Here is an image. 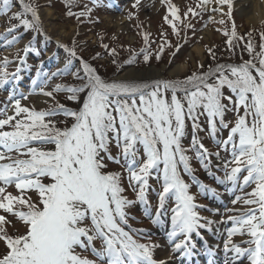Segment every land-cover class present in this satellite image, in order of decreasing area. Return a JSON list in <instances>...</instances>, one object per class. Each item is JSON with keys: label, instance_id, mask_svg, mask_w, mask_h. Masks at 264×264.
<instances>
[{"label": "snow or ice", "instance_id": "1", "mask_svg": "<svg viewBox=\"0 0 264 264\" xmlns=\"http://www.w3.org/2000/svg\"><path fill=\"white\" fill-rule=\"evenodd\" d=\"M161 2L167 4L172 17L170 20L166 15L164 20L178 34L174 21L182 19L179 7L171 0ZM9 3L10 0H3L5 13L10 10ZM19 3L23 12L12 13L10 19L18 23L8 28L5 39L20 27L45 34L37 8L25 0ZM67 3V14L74 15L70 10L72 0ZM140 3L141 0H135L133 7ZM232 4L233 0H198L196 8L188 7L183 18L198 17L209 10L222 12V7L216 5H227V15L231 18ZM90 12L91 9H86L80 15ZM28 14L31 19L27 18ZM223 35L229 51L240 47L250 59L241 58L239 64L210 65L207 71L192 72L183 79L106 80L95 67L78 57L75 47L61 45L70 58L80 60V67L73 72L69 59L51 77L71 74L79 84L56 85L53 91L69 93L67 99L77 104V110L58 102L46 110H37L21 103L28 96L17 99L10 95L12 114H7V105L0 108V149H3L0 151V242L4 246L0 264H169L168 260L154 259V249L160 245L140 242L136 238L140 230H132L129 225L128 210L134 203L148 208L146 193L154 172L162 173L163 181L156 217L162 215L167 198L175 196L176 200L168 233L172 255H194L197 242L193 234L203 240L201 230L210 231L214 222L200 216L197 209L201 206L195 203L189 185L179 172V165L189 175L193 171L186 154L189 149L182 146L188 121H191L192 148L197 158L203 162L211 155L220 157L219 151L209 153L198 138L197 134L204 130L199 122L201 116L206 117L217 148L231 149L232 158L224 162V178L219 182L227 181L241 189L251 187L246 193L250 198H243L242 202L256 206L228 217L226 222H231L232 227L227 229L223 243V264H234L243 257L249 264H264V31L259 33L258 46L253 44L250 32L247 39L238 34L234 20L231 30ZM19 39L12 35L6 46ZM144 40L148 42V34ZM241 42H244L242 46ZM103 47L108 49V45ZM30 50V46L25 47V52ZM208 51L215 60L212 49ZM109 54L115 55V49L109 50ZM143 58L147 63L150 56L144 54ZM159 58L158 53L156 59ZM8 63L5 58L0 89L9 80ZM199 68L203 69L204 65L200 64ZM51 77L38 71L32 83L34 90L54 99L53 91H45ZM11 78L15 79L16 75ZM228 111L236 113L234 122L225 119ZM58 115L72 118V123L61 121L65 126L59 127L53 119ZM222 129H227L228 135L220 140L216 137ZM112 144L120 149L119 156L112 155ZM12 153H16L15 158ZM109 161L120 165L123 172L109 170ZM124 172L128 174V187L136 193L135 201L124 195ZM160 178L158 175L157 179ZM12 185L16 194L8 191ZM200 187L202 191H215L202 184ZM241 199L237 196L232 203ZM156 222L154 219L153 223ZM17 224L23 227L22 233ZM9 228L16 232L10 233ZM236 236L249 239L236 243L233 239ZM207 251L215 255L212 248ZM83 252H90L95 259L82 255Z\"/></svg>", "mask_w": 264, "mask_h": 264}, {"label": "rangeland", "instance_id": "2", "mask_svg": "<svg viewBox=\"0 0 264 264\" xmlns=\"http://www.w3.org/2000/svg\"><path fill=\"white\" fill-rule=\"evenodd\" d=\"M238 0H233L232 15L231 18L227 15L228 6L223 5L216 7H222V12H208L203 13L201 16L192 17L189 15L186 19L183 18V13L187 11L188 7L196 8L198 0H171V2L177 5L180 9L181 20L174 21L176 24L178 34L173 32L172 27L164 20L167 12V4L162 3L161 0H141L140 5L133 7L135 0H72V6L70 8L74 15H68L69 6L67 0H25V2H31L41 18V24L45 34H37L31 30H25L20 27L11 35L5 34L8 28L13 24H17V20L10 19L12 13L23 12L19 0H12L10 10L5 13L3 5L0 6V72L3 71V61L5 58L9 61L7 65V73L9 74L8 83L4 88L0 89V108L8 107V115L12 114L13 104L9 99L10 95L19 99L22 95L28 96L27 100H21V103L28 106H34L37 110H46L55 106L58 102L65 105L71 110H77V104L67 99L69 93L67 92H55L53 91L56 85L68 86L78 85L79 81L75 80L71 74L58 75L51 77V74L63 69L68 64L69 59L72 62V71H76L80 67V60L77 58H70L68 51L61 45H66L67 48H76L78 57L84 61L90 63L95 67L98 73L106 80H117L114 78L116 74H119L126 68H139L157 66L164 67L166 70L161 77L156 79H183L185 76L190 75L192 72L207 71L211 65L215 67L217 63H235L239 64L243 60L250 59L249 54L246 51H241L238 47L234 52L228 50L225 43L226 37L223 35L224 31H230L232 28V22L234 20L236 30L239 35L245 36L247 33H251L252 42L254 45H259L260 36L259 33L264 31V19L259 21H248L247 17L243 15L239 8H237ZM259 0H250L248 4L254 6V3H258ZM251 7V8H252ZM51 10V15L46 16L45 10ZM250 8V7H249ZM91 9L89 14L81 16L80 13ZM199 11V9H197ZM253 14V13H252ZM256 14V13H255ZM27 18L31 19V15L28 14ZM169 19L172 17L169 15ZM224 20L223 24L219 21ZM191 25L189 27L188 25ZM56 27L53 31H64V36L56 41L51 28ZM119 27L121 30H119ZM123 28V29H122ZM51 31V32H50ZM148 34V42L145 43L144 36ZM12 35L18 36L20 39L12 46H6L7 40H11ZM61 40V41H60ZM37 44L41 47L40 52L35 54L31 50L25 52V47L33 44ZM244 42H241V46ZM103 45H108V49H105ZM201 46V55H194L192 48L194 46ZM32 46V47H31ZM163 47V51L160 49ZM115 49V55H110L109 50ZM208 49H212L215 53L216 59L213 60L212 55L209 54ZM142 50H146L142 52ZM257 47V51H258ZM159 53L160 58L156 59ZM97 54H99L97 56ZM144 54L150 56L149 61H144ZM95 57V58H94ZM242 58V59H241ZM32 59V65H27V60ZM115 60V63L113 61ZM131 61V62H130ZM177 64L183 67V70L177 75H172L167 70L174 68ZM203 64L204 68L200 69L199 65ZM41 69L42 73H47L48 80L45 91H53V98L45 97L39 93L38 89L34 90L33 77L37 69ZM19 69V72H17ZM15 74L16 78L12 79V75ZM156 79H149L136 82H151ZM125 80V79H124ZM129 80V79H128ZM226 94H227V90ZM227 103V101H225ZM243 114V110H241ZM236 113L228 111L225 119L227 121L234 122L236 119ZM59 127H64L65 123L70 125L72 118L58 115L54 117ZM64 121L65 123H60ZM200 125L204 129L199 132L198 138L208 149L209 153H215L219 151L220 157L217 159L215 155L209 156L210 165L215 164L220 172L225 173L223 167L225 161L231 160V149L225 151L222 147L217 148V145L210 135V130L207 124V119L204 116L200 117ZM11 130V129H6ZM228 135L227 129H222L217 133V139L223 140ZM182 146L185 149H189L186 153L189 157V164L191 169L193 168L196 174L207 177L209 176V170L206 167H202L203 162L197 158L196 150L192 148V129L191 121L187 122L186 133L182 139ZM45 147L51 148V145ZM3 151V149H0ZM110 151L113 156L120 155V149L115 147V144L110 146ZM117 155V156H119ZM15 158L16 153H12ZM141 156H143V150L141 148ZM23 158V157H21ZM109 163V170L122 171L120 165ZM162 168V165H161ZM179 168V172H180ZM230 170V169H229ZM246 175V173H244ZM200 176V177H202ZM128 174L124 172V187L126 192L124 195L130 200H136V193L128 187ZM45 182H48L45 180ZM159 180H156L153 185L159 188ZM227 185L225 190H221V193H216L213 199L209 202L205 198H201V205L210 207L212 205V215L206 217L212 220L214 223L211 226V230L205 232L204 238H217L219 244L216 247H212L205 242L198 245L195 254H199V257L205 258L203 254V248L208 247L216 251L223 249V243L227 238V229L232 227L231 222H226L229 216H238L242 212H246L249 207H256L255 205L246 206L243 204V198H250L246 196L247 192L251 191V187L241 189L239 187H233L230 182H225ZM155 187V186H154ZM8 191L16 194L14 185L8 187ZM33 199H36L35 194H32ZM242 199L233 204L232 201L237 197ZM155 206L157 205V194H154L150 199ZM130 219L134 225L138 226L145 234H154L153 244L160 245L154 249V254L159 260L166 258V254L171 250V246L168 241V233L162 232V228H158L153 224L150 219H146L140 212L139 202L134 203L128 210ZM134 216L136 220H131ZM164 218V213H162ZM161 218V220H162ZM162 222V221H160ZM164 226V224H163ZM19 232H23L24 229L20 224H17ZM165 230V228L163 229ZM148 231V232H147ZM9 232H16V229L9 228ZM150 232V233H149ZM194 240L197 239L193 236ZM201 240V237L198 236ZM236 243H240L242 239H249V237L233 238ZM97 248L100 247L96 244ZM247 246V245H245ZM208 250V249H206ZM4 251L3 243L0 242V253ZM78 251H80L78 249ZM82 255L88 256L91 259H95L90 252H83ZM180 255H174L179 259ZM181 257V256H180ZM240 264H249L246 257L237 260Z\"/></svg>", "mask_w": 264, "mask_h": 264}, {"label": "bare ground", "instance_id": "3", "mask_svg": "<svg viewBox=\"0 0 264 264\" xmlns=\"http://www.w3.org/2000/svg\"><path fill=\"white\" fill-rule=\"evenodd\" d=\"M249 2H250V0H238L236 5H237V8H239V11L247 17L248 21H251V20L252 21H259L260 19H264V0H259L258 3L257 2L254 3L253 7L251 6V4H248ZM45 14H46V16H50L51 10L47 8L45 10ZM55 28L56 27H52L51 31H52L56 41H58L65 34H64L63 30L53 31V30H55ZM119 30H121L120 27H119ZM192 50H193L195 56L201 55V53H202V48L199 45L194 46L192 48ZM183 67L184 66L177 64L174 68L167 70V72H169L172 75H177L178 73L181 72L180 70H183ZM165 71L166 70L164 69V67H157V66L145 67L144 69H139V68H135V67L134 68H126V69H123V71L121 73L116 74L114 76V78L117 80H124V79L134 80L135 79L136 81H143V80L145 81V80H149V79H156V77H161V75L163 73H165ZM218 254L221 257V262L223 264V260L225 258L224 252L220 251ZM231 255L232 254L230 253L229 256H231ZM213 259L216 260V258H213ZM218 261H219V259L217 260V262Z\"/></svg>", "mask_w": 264, "mask_h": 264}, {"label": "trees", "instance_id": "4", "mask_svg": "<svg viewBox=\"0 0 264 264\" xmlns=\"http://www.w3.org/2000/svg\"><path fill=\"white\" fill-rule=\"evenodd\" d=\"M12 3V0H10V3H9V7L12 5L11 4ZM3 5V0H0V6H2ZM1 8V7H0ZM33 46V47H32ZM31 47V51L32 52H34L35 54H37V52H40V46L37 44V42H36V44H33ZM27 64L28 65H32V59H29V60H27ZM38 70H39V68H38ZM38 70H36V73L38 72ZM35 79L37 78V74H36V76L34 77ZM152 182H154V179H153V175H152V177H150L149 178V183H152ZM162 186H161V184H160V189L162 190V188H161ZM170 198L172 199L173 198V200H175V196H170Z\"/></svg>", "mask_w": 264, "mask_h": 264}]
</instances>
